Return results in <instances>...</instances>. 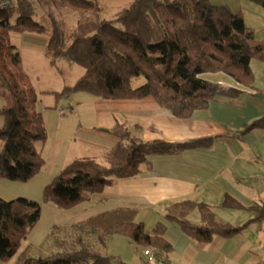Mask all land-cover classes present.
<instances>
[{
  "label": "trees",
  "instance_id": "obj_1",
  "mask_svg": "<svg viewBox=\"0 0 264 264\" xmlns=\"http://www.w3.org/2000/svg\"><path fill=\"white\" fill-rule=\"evenodd\" d=\"M70 9L75 25L67 34L51 13L38 16L45 0H0V92L6 100L0 109V179L26 182L44 165L37 144L47 138L37 93L22 66L11 33L46 34L44 55L49 63L64 59L81 66L83 74L55 97L86 92L102 99L151 98L179 118H188L213 100L238 98L242 90L205 80L201 74L222 72L239 84L252 87L251 60L264 62V43L253 44L254 32L240 11L210 0H130L112 17L102 15L98 0H49ZM264 8V0H247ZM144 78L134 87L133 82ZM264 118L241 131L263 127ZM139 130V126L135 128ZM118 138L103 152V163L94 158L72 160L44 187L42 202L69 209L117 181L137 177L148 157L211 146L215 137L186 141H145L122 123L106 130ZM222 206L246 209L253 218L243 224L219 219L204 203L183 199L169 204L150 232L136 221L137 210L116 208L86 220L53 225L47 235L45 255L18 253L40 217L41 203L24 197L0 198V264L17 253L14 264H114L101 254L109 235H120L149 247L159 257L172 250L164 237L167 223L175 224L189 239L210 243L216 236L230 238L257 222L264 233V199L243 206L225 195ZM197 211L198 223L188 216ZM259 264H264L261 262Z\"/></svg>",
  "mask_w": 264,
  "mask_h": 264
},
{
  "label": "crops",
  "instance_id": "obj_2",
  "mask_svg": "<svg viewBox=\"0 0 264 264\" xmlns=\"http://www.w3.org/2000/svg\"><path fill=\"white\" fill-rule=\"evenodd\" d=\"M210 1L215 5H226L234 12H242L247 26L245 8L260 12L246 0ZM249 27L255 28L253 25ZM13 37L11 33L10 40ZM262 37L264 41V34ZM48 39L46 34L21 33L18 36L20 44L13 43L20 53L26 74V61L45 57ZM201 77L223 86L239 88L242 93L232 101L213 100L206 108L195 110L190 117L179 118L151 98L102 99L81 91L55 98L51 92L60 91L63 87L40 90L42 94L37 95L36 109L41 112L47 138L37 147L44 158V165L26 182L0 179L1 199L24 197L41 203L39 220L18 253L28 248L31 256L45 255L50 250L45 242L53 225L77 223L116 208L137 210L135 219L143 222L147 232L163 218L169 204L183 199L208 204L219 219L232 224H243L252 219L253 212L225 208L222 200L229 195L247 207L264 199V126L240 134L246 125L264 118V73L259 76L263 80L259 84L255 75L252 87L243 86L222 72L203 73ZM46 95H52L55 101L43 102ZM5 104V97L0 92V109ZM117 123L125 124L145 141L215 139L208 148L150 155L148 164L137 177L106 186L72 208L61 209L43 203L44 187L72 160L90 157L103 163V152L118 141L106 130ZM3 124L4 118L0 114V127ZM137 126L139 130H135ZM188 218L194 223L200 221L197 211ZM164 237L171 243L172 250L155 262H147L141 246L120 235H109L99 250L102 255L113 257L114 264L264 262V233L257 222H250L241 233L230 238L216 236L210 243L192 241L175 224L167 223ZM18 253L5 264H14Z\"/></svg>",
  "mask_w": 264,
  "mask_h": 264
},
{
  "label": "rangeland",
  "instance_id": "obj_3",
  "mask_svg": "<svg viewBox=\"0 0 264 264\" xmlns=\"http://www.w3.org/2000/svg\"><path fill=\"white\" fill-rule=\"evenodd\" d=\"M46 5L38 9V16L46 17L48 13H51L56 21L61 24L64 31L68 34L75 25L76 15L73 11L68 8L54 5L49 0H45ZM101 8L103 17L109 18L114 15L120 8L126 6L130 0H98ZM246 2H250L247 1ZM250 6L258 8L260 12L252 11L248 8H245L244 14L247 19V23L251 26L253 25L255 30L252 28L254 35L253 44L264 43L262 41L264 34V8L250 2ZM242 16L243 13L241 12ZM244 18V16H243ZM245 21V20H244ZM248 25V26H249ZM251 28V27H250ZM13 38H11L12 43H19L18 36L19 34L13 33ZM16 36V37H15ZM28 67V77L31 85L35 88L37 95L42 94L40 90H58L66 85H71L75 79L80 77L84 70L81 66L66 61L64 59H57L54 63H49L48 60L43 57H35L33 60L27 62ZM251 68L254 74L256 75V81L259 84L260 81H263L262 78L259 79V76L264 73V62L256 58L251 60ZM264 79V78H263ZM144 83V78L140 77L133 82V86L137 87ZM52 94V93H51ZM53 97H55L53 95ZM53 97L47 95L42 99L43 102H53ZM64 97V96H62ZM59 97V98H62ZM57 98V97H55ZM64 100V98H63ZM55 101V100H54ZM148 248V247H141Z\"/></svg>",
  "mask_w": 264,
  "mask_h": 264
},
{
  "label": "built area",
  "instance_id": "obj_4",
  "mask_svg": "<svg viewBox=\"0 0 264 264\" xmlns=\"http://www.w3.org/2000/svg\"><path fill=\"white\" fill-rule=\"evenodd\" d=\"M142 254L146 258L147 262H155L156 260L159 259V257L155 256L153 250L151 248H143L142 249Z\"/></svg>",
  "mask_w": 264,
  "mask_h": 264
}]
</instances>
